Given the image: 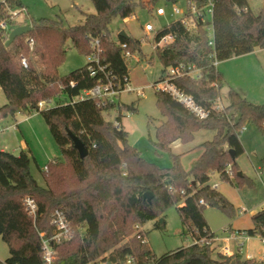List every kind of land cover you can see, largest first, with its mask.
<instances>
[{"label":"trees","instance_id":"trees-1","mask_svg":"<svg viewBox=\"0 0 264 264\" xmlns=\"http://www.w3.org/2000/svg\"><path fill=\"white\" fill-rule=\"evenodd\" d=\"M91 1L96 14H83V23L72 27L58 20L28 22L26 17L21 24L12 20L10 12L25 9L22 0L0 1V23L8 27L7 31L0 29V87L7 100L0 108V122L19 113L41 114L62 154L42 173L43 187L31 174L26 151L16 156L0 150V237L10 253L0 264H44L42 240L54 235L51 215L58 209L66 214L75 235L55 245V264H99L102 260L124 264L129 258L133 264H264L245 259L239 252L232 256L219 253L214 258L217 236L204 216L208 208L229 212L233 207L213 188L212 175L223 182L235 178L241 187H254L245 175L238 174L236 160L245 152L240 134L246 124L256 125L264 136V106L254 105L230 89L228 104L220 109L226 83L214 63L264 50V5L253 11L248 0H214L213 46L206 24L200 21L189 28L178 20L157 33L156 41L168 35L175 40L157 48L147 62L156 56L165 69L185 65L200 70L199 78L180 77L173 84L207 114L201 119L171 95L156 91L157 107L167 119L156 130L157 151L171 153L174 143L189 144L200 131L215 133L213 140L201 145L200 157L186 171L181 155L171 153L172 166L161 169L129 144L122 113H137V103L102 107L94 99H80L83 92L109 80L116 89L124 90L130 83V62L124 59V52L140 57L138 62L146 61L142 43L120 36L115 41L111 23L114 18L133 17L138 8L152 12L160 0ZM25 25H31L32 30L7 48L11 31ZM30 39L34 41L32 48ZM95 41L100 43V64L105 73L88 62L84 68L60 77L68 43L89 57ZM21 56L28 60V70L22 67ZM92 68L96 76L91 75ZM53 101L55 107L39 109L41 102ZM114 109L119 114L112 123L104 114ZM68 130L88 148L85 159L74 148ZM230 151H234L235 159ZM147 193L152 196L150 201L145 198ZM26 198L34 199L38 206L36 219L25 208ZM180 204L177 212L184 236L193 243L157 259L140 227L164 218L168 209ZM252 221L253 227L244 232L251 238L263 237L264 209ZM156 225L160 227V223Z\"/></svg>","mask_w":264,"mask_h":264},{"label":"rangeland","instance_id":"rangeland-1","mask_svg":"<svg viewBox=\"0 0 264 264\" xmlns=\"http://www.w3.org/2000/svg\"><path fill=\"white\" fill-rule=\"evenodd\" d=\"M3 1V0H0ZM26 10V21H39L42 19L62 21L65 26L72 27L83 23L84 15L96 14V9L91 0H22ZM253 11L264 5V0H248ZM162 7L166 10V17H158L154 12L138 8L135 15L124 21L114 18L110 30L113 39L119 40L121 32L128 37L142 43V55L146 61L129 63L130 83L119 97L124 105L137 103V113H122V124L128 133V142L135 147L142 157L161 169L172 166L171 153L181 155V163L186 171H190L194 163L201 155V145L213 140L215 133L212 131H200L196 134L193 142L189 144L175 143L171 146L170 152L157 151L155 147L156 130L164 122V117L156 104V89L154 83L160 77L167 74L160 60L154 56L153 61L147 62L152 54V35L145 33L146 25H152L156 31L162 30L170 24L179 20V17L172 16L174 8L182 12L187 10L186 0L167 1L160 0L153 8ZM23 19L19 23H25ZM209 21V20H208ZM67 56L65 62L59 68V76L65 77L75 70L84 68L88 64V57L80 54L71 43L66 47ZM23 56L20 57V59ZM263 62V63H262ZM221 73L225 79V87L222 89L220 107L228 104L227 96L230 89L241 93L250 103L264 106V54L245 55L219 63ZM140 91L143 97H138ZM64 99V97H62ZM7 103L6 96L0 87V108ZM48 108L56 106L55 101L50 102ZM45 107L44 109H46ZM119 112L114 109L105 113L107 121L116 122ZM240 140L245 150L237 160L238 174H243L254 183L253 188L247 185L239 186L238 181L232 178L231 182H223L218 175H212L211 184L218 185L221 192L233 205L231 211L222 212L218 209L208 208L205 219L210 229L217 236L213 245L216 258L223 254L225 246L229 245L235 251V242H226L229 236L227 229L232 231H245L253 227L252 217L264 209V187L258 177V172L264 169V136L254 124H246L240 134ZM22 142L27 146L24 150L30 155L32 176L41 186H45L42 173L49 162L55 158H62L61 151L57 146L51 131L39 113H19L15 118H8L0 122V149L18 156L23 150ZM234 177V176H232ZM171 207L165 213L164 218L148 222L140 230L147 235L149 247L157 259L178 249L192 245V239L184 236V228L177 212V207ZM246 212L241 214V211ZM164 221L165 224L161 223ZM160 223V227L156 224ZM135 228H139L135 226ZM263 248L258 238L246 244L244 252L250 251L255 257L256 253ZM10 257L9 247L0 237V261L4 262Z\"/></svg>","mask_w":264,"mask_h":264},{"label":"built area","instance_id":"built-area-1","mask_svg":"<svg viewBox=\"0 0 264 264\" xmlns=\"http://www.w3.org/2000/svg\"><path fill=\"white\" fill-rule=\"evenodd\" d=\"M187 1V10L185 12L180 11L177 8L172 10L173 17H179L180 21H182L187 27L195 28L196 23L198 21L203 22L206 24V30L209 32V36L211 38L210 45L213 46V38H214V26H213V18H214V11H215V1L214 0H202L201 2H195L194 0H186ZM248 9L246 8L245 11ZM156 16L158 17H166L167 13L166 10L162 7L153 9ZM26 10H17L11 11L10 16L12 20H20L26 17ZM128 19L124 20L127 21ZM209 20V21H208ZM178 21V20H177ZM0 29L3 31H7L8 27L5 22L0 23ZM144 31L148 35H152V49L153 52L160 47H164L174 42L175 36L168 35L162 37L159 41H156L155 38L159 31H156L152 25H146ZM29 46L32 48L34 45L33 39L28 41ZM123 49L126 48V45L122 46ZM94 53L88 57V62L93 63L98 66L100 72L105 73L106 68L102 67L100 64V54L102 52L100 48L99 41H95L92 45ZM124 59L127 62L137 61L136 57L133 56L129 51L124 52ZM21 65L24 69H29L28 60L25 57L21 58ZM215 66H218V62L215 61ZM92 76H96V71L92 68ZM201 75L200 70L196 69L195 66H185L181 65L179 67H172L167 69V74L159 78L153 85L156 91L165 92L171 95L175 100L179 103L183 104L187 109L191 112L196 114L201 119H205L207 114L200 109L193 101L191 97L186 96L182 93L174 84L173 81L180 77H191V78H199ZM74 87V84H71ZM128 86V85H127ZM126 86V87H127ZM125 89H116L113 85L112 81H108L106 84H99L95 86L93 89L85 91L81 94L80 99H94L98 102V105L102 107H106L110 104H118L119 97L121 94L126 91ZM138 97H143V94L138 91ZM45 102H41L39 104V109H44L45 107L48 108ZM222 109L223 107H220ZM45 171H47V167H45ZM228 174L231 176V170L228 171ZM258 177L261 180L263 187H264V169L261 172H258ZM214 189H218V185H213ZM170 191H173V188L170 187ZM201 204L204 202L201 201ZM25 208L33 219L37 218L38 206L34 199L26 198L24 200ZM246 212L245 210L241 211V214ZM51 223L55 228L54 235L49 239L42 240V251H43V259L44 264H55L56 262V255L57 252L55 250V245H61L64 242H68L74 238L75 231L73 230L66 214L63 210L58 209L54 211L51 215ZM227 233L229 236L226 238L228 242L233 241L236 243V250L233 251L229 245L225 246L223 249V255L225 256H232L235 253L239 252V254L243 255L245 259H257L259 261H264V250L260 253L259 257H255L252 254H243V248L245 246V242L250 240L251 237L244 231H232L231 229H227ZM43 237V235H41ZM217 238L215 239L216 242ZM260 243L263 245L264 248V236L259 238ZM134 260L129 258L124 264H133ZM99 264H117V263H110L109 261L102 260Z\"/></svg>","mask_w":264,"mask_h":264},{"label":"water","instance_id":"water-1","mask_svg":"<svg viewBox=\"0 0 264 264\" xmlns=\"http://www.w3.org/2000/svg\"><path fill=\"white\" fill-rule=\"evenodd\" d=\"M32 30V26L31 25H25V26H21L18 27L16 29H14L13 31H11L10 35H9V39L8 42L6 43V47H10L13 42L18 38V37H22L24 35H27L30 31ZM120 37L123 38H129L126 33L121 32ZM68 136L71 139L74 148L77 150L79 156L81 159H85L88 154V148L84 145V143L78 138L76 137L71 131L68 130ZM230 154L232 156L233 159H235V153L234 151H230ZM145 198L148 199L149 201L151 200L152 196L151 194L147 193L145 195ZM161 223H163V220L161 221Z\"/></svg>","mask_w":264,"mask_h":264},{"label":"crops","instance_id":"crops-1","mask_svg":"<svg viewBox=\"0 0 264 264\" xmlns=\"http://www.w3.org/2000/svg\"><path fill=\"white\" fill-rule=\"evenodd\" d=\"M262 55V57H263V54H264V50H261V49H257L255 52H253L252 53V55ZM251 55V54H250ZM263 63V62H262ZM217 68H218V70L221 72V71H223L222 70V68H221V66L219 67V64H218V66H217ZM176 143H179V142H176ZM175 144V143H174ZM22 150L24 151V150H26L27 149V146H26V144L24 143V142H22ZM1 151H6V150H4V149H0ZM7 152V151H6ZM202 153V152H201ZM246 231V230H245ZM256 238H251L250 240H248V241H246L245 242V246H244V248H243V254H252L250 251H247L246 253L244 252V250L246 249V244H248V243H250L252 240H255ZM258 241H259V238H258ZM226 242L229 244L230 242H233V241H230V242H228L227 240H226ZM260 242V241H259ZM234 243V242H233ZM235 244V248L234 249H236L237 248V246H236V243H234ZM264 250V248H260V250L256 253V257H259L260 256V253L262 252ZM253 255V254H252Z\"/></svg>","mask_w":264,"mask_h":264}]
</instances>
